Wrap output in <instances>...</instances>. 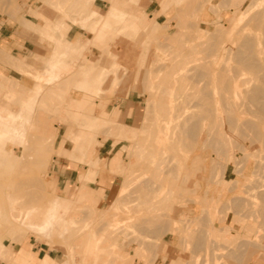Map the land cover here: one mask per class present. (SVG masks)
I'll list each match as a JSON object with an SVG mask.
<instances>
[{"label": "rangeland", "instance_id": "1", "mask_svg": "<svg viewBox=\"0 0 264 264\" xmlns=\"http://www.w3.org/2000/svg\"><path fill=\"white\" fill-rule=\"evenodd\" d=\"M91 2L0 0V129L29 110L19 142L0 130V264H240L250 243L263 263L264 0H161L150 17L146 0ZM12 29L34 53L3 48ZM62 159L78 173L58 188Z\"/></svg>", "mask_w": 264, "mask_h": 264}, {"label": "crops", "instance_id": "2", "mask_svg": "<svg viewBox=\"0 0 264 264\" xmlns=\"http://www.w3.org/2000/svg\"><path fill=\"white\" fill-rule=\"evenodd\" d=\"M161 0H146L144 6L142 5L141 7L143 8V11L146 13V15H148V17H150L153 12H155L158 8V5L160 3ZM92 4V8L100 11L101 9L105 6V0H92L91 2ZM104 11V10H103ZM162 14V13H161ZM69 29H68V36L70 38L74 37V36H80V35H88L89 34H85V31L83 30V28L79 25H77L76 23H71L69 25ZM7 29H10V26L7 27ZM19 33L16 32L15 29L12 30H8L7 32H4L1 34L2 37V43L4 45V49H7L9 52H19V53H23V54H27V53H34L35 50L38 47H28L25 42H23L21 39H19L18 36ZM91 35V34H90ZM45 47H41V49ZM132 100L130 98H124V99H120L119 104H120V116H122V122L128 123L129 125H133V119L135 116V110H136V105L133 101H129ZM105 152L104 148H98V152H97V156L100 158L99 160H101V155L102 153ZM66 160H59L57 164H55V166H53V171L55 172V176H56V186L58 188L63 187L66 183H70L71 181H75L77 173H78V169L76 168L79 162H74L70 160V163L68 165V162H65ZM100 162V161H99ZM84 166L82 164V169H84ZM65 199L60 198L57 203L61 210L59 211V216L56 219H53L56 225V229L57 230H67V227L69 225H71V221L69 219V208H70V204L69 202H65ZM56 203V202H55ZM52 209V205L49 204L45 207L44 210V214L42 217V220L38 223L36 228H39L41 230H46L49 225L51 224L50 221H52V217L51 219L47 217V213L50 212ZM68 225V226H66ZM65 263V262H64Z\"/></svg>", "mask_w": 264, "mask_h": 264}, {"label": "bare ground", "instance_id": "3", "mask_svg": "<svg viewBox=\"0 0 264 264\" xmlns=\"http://www.w3.org/2000/svg\"><path fill=\"white\" fill-rule=\"evenodd\" d=\"M228 1V0H227ZM238 2V1H237ZM260 14V13H259ZM258 15V14H257ZM255 16V15H254ZM256 17V16H255ZM260 17V16H259ZM257 18H258V16H257ZM259 19V18H258ZM162 44V43H161ZM174 46V45H173ZM242 55V54H241ZM69 56V55H68ZM67 56V57H68ZM244 58H246V57H244ZM249 58V57H248ZM247 58V59H248ZM251 59H254V58H251ZM244 60V59H243ZM257 61V60H256ZM251 62H253L251 65H254V66H256L255 65V63H254V61L252 60ZM258 62V61H257ZM250 63V62H249ZM64 64V63H63ZM257 64V63H256ZM249 65V64H248ZM247 65V66H248ZM251 65H249V66H251ZM248 66V67H249ZM64 67V66H63ZM61 69H62V67H60ZM65 68V67H64ZM199 68V67H198ZM60 69V70H61ZM68 68L66 67V70H67ZM63 70V69H62ZM195 70H197L196 68H195ZM64 71H65V69H64ZM199 71H202V70H199ZM61 72H63V71H61ZM61 72H60V75H61ZM66 72V71H65ZM203 72V71H202ZM259 72V71H258ZM196 73V72H195ZM63 74V73H62ZM264 74H262L261 75V77L263 76ZM50 77H49V80H53V79H55V78H57L59 75H55V74H53V73H51V75H49ZM192 76V75H191ZM196 76H197V74H196ZM47 77V76H46ZM183 78H184V76H183ZM259 78H260V76H259ZM263 78H264V76H263ZM48 79V78H47ZM260 80H261V78H260ZM264 80V79H263ZM183 82V81H182ZM263 82V81H262ZM183 86V85H182ZM254 90V89H253ZM260 90H261V88H260ZM255 91V90H254ZM258 95H262L261 97H259L260 98V100H261V105H260V107H259V109H258V112L259 113H261V114H264V102L262 101V99L264 98V91H257L256 92ZM256 93L254 94V95H256ZM254 95L253 96H251V97H254ZM205 97V96H204ZM205 101V100H204ZM258 101H259V99H258ZM263 102V103H262ZM254 105H255V102H254ZM259 106V105H258ZM255 108H256V105H255ZM258 108V107H257ZM253 110V109H252ZM251 110V111H252ZM253 111H255V110H253ZM258 114V113H257ZM16 117L18 116V118H14V116H12V118H14L13 120H12V123H11V127L9 126V127H5V128H1L0 130H2V132H3V134H2V136H3V138H4V140L7 142V143H12V142H19V138H18V136H20V135H18L19 133H18V131H17V133H16V130H14L13 128H12V126H17L19 123H20V119H22L21 117H23V118H27V117H29V110H27V111H20L17 115H15ZM3 119V118H2ZM5 119V118H4ZM6 122H7V120H6ZM9 122H10V120H9ZM27 122V121H26ZM187 123V122H186ZM243 123H245V124H243V126H245V125H247L248 126V128H249V125H248V123L250 124V127L252 128V125H254L253 124V122L251 123L250 121L247 123V121L246 122H243ZM6 124V123H5ZM28 123H26V125H27ZM241 124H242V122H241ZM241 124L239 125V126H241ZM185 125V124H184ZM247 126H245V130H246V128H247ZM255 126V125H254ZM23 127H25V126H23ZM22 127V128H23ZM243 127H241V129H242ZM247 128V129H248ZM25 129V128H24ZM250 129V128H249ZM248 129V130H249ZM20 130V129H19ZM251 130V129H250ZM25 131V130H24ZM23 131V132H24ZM238 131V130H237ZM16 133V134H15ZM20 133H21V130H20ZM240 135V134H239ZM247 135V134H246ZM23 136V135H22ZM249 135H247V137L246 138H249L248 137ZM214 137H216V136H213V138ZM252 137H250L249 139H251ZM22 139V138H21ZM219 139H217L216 141H217V143H218V145H219V141H218ZM252 140V139H251ZM250 140V141H251ZM189 141V140H188ZM216 141H214V144H215V142ZM222 141V140H221ZM220 141V142H221ZM241 142V141H240ZM247 142H249V141H246V143ZM7 143L4 145V146H2L1 147V149H0V168H4L5 167V165L7 164V162H8V149L6 148V145H7ZM212 143H213V141H212ZM237 144V143H236ZM241 144V143H240ZM244 144H245V140H244ZM248 144V143H247ZM207 145H208V143H207ZM210 145H212V144H210ZM221 145V144H220ZM215 146V145H214ZM241 146H242V144H241ZM244 146V145H243ZM250 146V145H249ZM218 147H220V146H218ZM236 147H238V145L236 146ZM214 148V147H213ZM222 148V147H221ZM242 148V147H241ZM218 151H219V149H218ZM221 152H222V150H221ZM146 180V179H145ZM144 182H142V184H143ZM141 186H143V185H141ZM138 188V187H137ZM140 188H145V187H140ZM141 189V190H142ZM136 190V189H135ZM138 190H136V192H137ZM264 195V194H263ZM232 198V197H231ZM233 202L232 203H234V200L233 199H231ZM240 200V199H239ZM236 202V201H235ZM238 202V201H237ZM236 202V203H237ZM236 203H234V204H236ZM240 203V202H239ZM242 203H244V202H241V204ZM246 203V202H245ZM245 203H244V205H245ZM227 204V203H226ZM233 205V204H232ZM238 205V204H237ZM244 205H242V206H244ZM247 205H248V203H247ZM246 206V205H245ZM244 206V207H245ZM237 207V206H236ZM243 207V208H244ZM246 208V207H245ZM237 209V208H236ZM238 210H239V208H238ZM240 210H241V207H240ZM249 212V211H248ZM252 212V211H251ZM160 217V216H159ZM242 217H243V214H242ZM245 219V218H244ZM164 220V219H163ZM246 222V221H245ZM249 224V223H248ZM154 226V225H153ZM156 226V225H155ZM243 226V225H242ZM245 226H248V225H244L243 227H241L242 229H244V228H249V229H251L250 228V225L248 226V227H245ZM149 227V226H148ZM158 227H160V226H158ZM147 228V227H146ZM152 228V227H151ZM151 228H150V230H151ZM144 227H143V231H144ZM148 229V228H147ZM153 230H157V232L159 231V229L158 228H156V229H154L153 228ZM152 230V231H153ZM160 230H161V228H160ZM220 230V229H219ZM149 231V230H148ZM161 231H164V230H161ZM160 231V232H161ZM151 232V231H150ZM155 232V231H154ZM209 232V231H208ZM246 232V231H245ZM252 232V231H251ZM162 233V232H161ZM198 233V232H197ZM145 234V233H144ZM154 234V233H153ZM202 234V235H201ZM209 234V233H208ZM231 234H232V232H231ZM245 234V233H244ZM148 235V234H147ZM161 235V234H160ZM159 235V236H160ZM205 235V233H200V235L199 234H197V235H195L196 237H195V239L197 240V243L199 242V243H201L202 244V242L203 241H205V240H203L202 238L203 237H201V236H204ZM246 235V234H245ZM247 235H248V233H247ZM246 235V236H247ZM150 236V235H149ZM152 236V235H151ZM150 236V237H151ZM207 236L208 235H206V238H207ZM234 236V235H233ZM232 236V237H233ZM205 237V236H204ZM231 237V236H230ZM230 237L229 238H227V240H229L230 239ZM231 237V238H232ZM248 237V236H247ZM201 238V239H200ZM249 239V238H248ZM200 240V241H199ZM226 240V239H225ZM232 240V239H231ZM195 241V240H194ZM244 241V240H243ZM256 241V240H255ZM228 242V241H227ZM226 242V243H227ZM247 242V241H246ZM196 243V244H197ZM205 243H206V241H205ZM221 243H223V242H221ZM254 243H256V242H254ZM144 244H145V242H144ZM224 244V243H223ZM264 244V243H263ZM198 245V244H197ZM196 245V246H197ZM200 245V244H199ZM236 245V244H235ZM244 245V244H243ZM149 246V245H148ZM240 246V245H239ZM263 247H264V245H262ZM151 247V246H150ZM237 247V246H236ZM247 247V246H246ZM147 248V247H146ZM199 248V247H198ZM238 249H240V248H238ZM242 249V248H241ZM240 249V250H241ZM243 249H246V248H243ZM242 249V250H243ZM258 249V247H256L255 245H253V243H252V245H251V243H250V247L248 246V251H244L243 250V252L244 253H248V255L245 257L244 255H243V253H239V254H237L236 256H234L236 259H239V261H240V264L242 263V264H263V263H260L261 262V259H260V255L259 256H257L256 254H258V253H256V250ZM262 249H264V248H262ZM260 250V251H263L264 252V250ZM232 251H234L233 250V247H232V249H230V252H232ZM235 251H237V250H235ZM234 251V252H235ZM205 252V251H204ZM240 252V251H239ZM242 252V251H241ZM262 252V253H263ZM246 253V254H247ZM260 253V252H259ZM232 254H235V253H233L232 252ZM241 255H243V257L245 258V260H243L244 258L243 257H241ZM262 255V257H263V254H261ZM204 256H205V254H204ZM228 258V257H227ZM234 258V259H235ZM243 258V259H242ZM231 260V259H230ZM230 262V261H229ZM212 263V262H211ZM239 264V263H238Z\"/></svg>", "mask_w": 264, "mask_h": 264}]
</instances>
